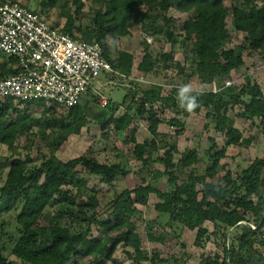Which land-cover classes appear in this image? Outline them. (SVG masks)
<instances>
[{"label": "trees", "instance_id": "16d2710c", "mask_svg": "<svg viewBox=\"0 0 264 264\" xmlns=\"http://www.w3.org/2000/svg\"><path fill=\"white\" fill-rule=\"evenodd\" d=\"M19 1L25 7L37 0ZM226 1L229 7L225 6ZM258 1L38 0L40 11L33 12L47 22L45 16L58 10L64 20L59 29L74 39L97 44L112 67L108 76L124 77L130 87L121 101L112 105L109 102L107 115L92 113L87 99L83 109L78 104L62 108L43 100L0 99V147H5L8 153L0 157V173L7 168L0 184V264H12L7 254L22 264H77L78 260H86L87 264H125L115 257L118 249L127 256L128 264H185L189 252L161 259L157 252L148 254L132 248L140 241L133 227L117 231L139 217L136 205L145 206L152 193L159 199L154 204L156 216L152 221L163 234L155 236L148 232L149 241L161 243L167 232L179 238L184 230L195 231V248L203 249L208 242L221 248V254L200 257L197 264H264V235L257 233L264 225V153L235 172L220 163L227 147L246 148L251 143L242 137L236 122L259 119L264 128V94L257 82L245 74L238 87L225 85V80L244 64L245 55L264 52V0ZM6 3L18 2L0 0V5ZM86 5L93 9L92 17L77 23L78 12ZM171 8L188 15L179 24L169 15ZM227 19L235 34L243 37L233 47ZM133 27L165 39L171 49L161 53L143 40L139 45L142 57L134 66L133 53L110 43L129 36ZM179 40L190 56L186 67L173 58ZM7 58L0 67V79L17 70V60ZM170 68L176 70L174 79L166 77ZM133 69L148 83L132 79ZM193 76L200 84L217 85V92L210 93L208 100L198 96L200 106L192 113L206 109V125L222 133L224 142L219 149L211 145L203 156L194 149H186L174 162L176 143L166 133L160 134L158 126L166 124L176 129L174 137L182 133L180 116L189 112L179 106L177 94ZM164 86L170 89L166 95L162 93ZM14 102L39 104L44 110L38 118H30ZM119 107L124 112L114 116ZM235 107L239 110L229 116ZM60 108L63 112L58 113L56 110ZM168 111H173L174 117H166ZM77 112L81 113V119L73 116ZM137 119L146 120L151 136L142 143L134 138L137 127L130 128ZM88 125L99 126L103 133L109 126L120 132L128 131L126 141L133 145L132 158L141 165L137 171L141 184L108 200L105 219L96 218L95 210L102 200L97 192L88 190L84 176L112 184L124 178L129 170L121 162L98 161L91 152L66 161L55 155L60 142H53L54 137L64 140ZM34 139H40L44 151ZM33 148L38 157L31 152ZM160 148L163 154L157 156ZM155 162L163 165L162 172L154 168ZM78 166L84 169V174L78 172ZM180 167L185 173L182 179L177 174ZM143 171L147 181L141 177ZM163 177L168 184L166 191L157 186ZM214 177L217 183L211 181ZM197 185H201L200 190ZM199 193L201 197L196 199ZM91 225L104 229V233L89 238Z\"/></svg>", "mask_w": 264, "mask_h": 264}, {"label": "rangeland", "instance_id": "374dc122", "mask_svg": "<svg viewBox=\"0 0 264 264\" xmlns=\"http://www.w3.org/2000/svg\"><path fill=\"white\" fill-rule=\"evenodd\" d=\"M259 3L258 0H250V2ZM16 2L20 3L19 0ZM61 2V1H60ZM245 6V4H243ZM87 6V5H86ZM225 6L229 7V3L226 1ZM33 11H40L39 2L30 1L27 6H25ZM95 10V9H94ZM92 8L88 6L78 12V21H86L92 17ZM169 15H171L179 24L186 18L188 13L181 14L178 13L174 8L169 10ZM47 22L52 25L60 28L63 26L64 20L60 17L58 10H51L47 16H45ZM228 29L232 36L231 47L236 46L239 41L243 38L241 35H236L230 25L229 19L226 20ZM80 23V22H79ZM180 29V28H179ZM130 35L126 37H121L117 41V47L119 50H126L128 52L133 53L134 55V66L138 64L142 57L141 47H139L140 42L145 40L147 44L150 45L151 49L159 50L161 53H165L171 49L170 44L163 38L158 36L149 35L148 32L144 30H140L138 27H133L130 31ZM160 38V40H158ZM180 39V38H179ZM180 40L177 42L176 46L173 49V58L176 61H179L185 67L189 65L190 56L186 55L185 50L181 48L179 44ZM114 57V56H113ZM8 58L3 54H0V67H2L3 63ZM244 64L237 70L231 74V77L225 81H228L229 85L233 87H238L243 83V76L245 74H249L254 81L257 82L259 87L261 88L262 93L264 94V52L263 54L253 53L248 56L245 55L243 57ZM106 76H103V75ZM109 73L101 74L93 84V88L82 97V99L78 103V108L83 109L84 100H88V106L91 108L92 113H104L108 114L109 106L111 103L119 102L122 100L125 90L130 87L129 82L124 79V77H119V75H115L114 77H109ZM176 75L175 69H168L166 72V77L168 79H174ZM142 74H139L136 69L132 70L131 78L139 79ZM143 81V80H142ZM175 81V80H174ZM145 82V81H143ZM145 83H148L145 82ZM191 83L193 88L197 92H202V99L208 100L210 93H215L214 91L215 84L212 85H204L200 84L196 77H191L188 81ZM217 85H215L216 88ZM216 90V89H215ZM170 91L168 86H164L162 91L163 95H166ZM100 93L105 97L109 98L110 105L105 108H101L98 102L97 94ZM94 96V97H91ZM94 99V100H93ZM14 105L26 112L30 118H38L44 110V107L39 104H31L24 105L18 104L14 102ZM27 106V107H26ZM239 110L238 107H235L232 112H229V116H232L235 112ZM58 113L63 112V109L56 110ZM124 110L119 107L114 112V116H118L122 114ZM206 109H201L199 113H189L186 116H180L183 120L182 133L177 134L174 137V132L176 129L173 127H169L166 124H160L158 126V132L160 134L166 133L169 135L171 141H175L177 153L174 154V162L180 157V154L183 153L186 149H194L198 151L199 156H203L206 150H209L211 145H215L216 148H221L223 145L224 136L222 133L216 131L213 126H207V120L205 118ZM81 113L77 112L73 116L81 119ZM159 114V113H158ZM161 114H159L160 117ZM166 117H174L173 111H168L165 114ZM162 117V116H161ZM184 117V118H183ZM89 126V125H88ZM137 127L136 132L134 133V138L137 142L142 143L145 140H149L151 136L147 130L148 124L144 119H137L132 122L130 128ZM235 127L239 130L243 138L250 139L251 143L248 147H239V146H229L226 149L225 158L220 160L221 165L225 167L226 170L231 172H235L237 169H242L250 165L256 157L260 156L264 153V128L259 124V119H255L253 122L251 121H243L236 122ZM37 130L38 127L35 126ZM34 129V130H35ZM180 131V130H179ZM128 138V131H117L113 129L112 126H109L105 133L100 130L99 126L89 127L84 126L80 129L78 134H71L67 136L64 140L60 138V136L54 137L53 142H60L59 148L55 151V155L61 159L62 161H66L68 159L76 158L81 155H87L89 152L97 159L98 161L105 162H121L125 169L129 170V173L123 178H118L112 184L103 183L98 177L86 176L87 179V188L88 190L94 191L98 193V198L102 200L99 207L95 210L96 218L105 219L106 218V209H107V201L111 200L112 197L119 194L124 189H132L137 185L141 184L140 175L137 174V171L141 167L140 163L132 158V149L133 145L126 140ZM159 139V138H158ZM34 143L38 144L40 150L42 149V142L40 139H34ZM163 149H159L156 153L157 156H161L163 154ZM23 152V151H20ZM34 156L38 157V151L36 148H33L32 151ZM7 151L5 147H0V157H6ZM154 168L163 171V165L159 162L154 163ZM79 173L84 174V169L81 166L77 167ZM7 168L1 170L0 173V184L2 178L4 179L5 172ZM179 179H182L185 176V173L179 168L177 172ZM141 177L147 181L148 176L146 172L143 171ZM217 177H214L211 181L217 183ZM166 178H161L157 184L160 191H166L167 187ZM197 189H201V185H197ZM201 197V193L196 196V199ZM147 204L136 205L138 209V218L129 223L125 228H118L117 231L124 230L127 227H133L139 235L140 241L133 244V249H138L151 254L153 252H157L161 259H165L170 256L181 257L184 252H189L190 256L188 258H183L185 264H197L200 257L203 256H212L215 253L221 254V248L214 243L208 242L203 249H198L193 246V241L195 237V231H186L181 233L180 237L177 238L174 235L170 234V232L164 234L163 242H151L147 238V233L150 232L155 236L159 233H162L161 228L153 223V219L156 216V212L154 210V204L159 201L156 194H149L147 199ZM140 214V215H139ZM114 223V222H113ZM115 224V223H114ZM208 227L211 229V225L206 223ZM91 234L89 236H97L100 237L104 233V229L97 227L95 225H91ZM261 235H264V225L260 229L259 232ZM163 234V233H162ZM182 244L185 246L183 247ZM264 255V252H262ZM8 260L12 264H22L19 259L14 257L13 255L7 254ZM115 257L117 260L128 264L127 256L122 253L121 249H118ZM86 260H78L77 264H87ZM104 264H110L109 262H105ZM140 264H149L148 262H141Z\"/></svg>", "mask_w": 264, "mask_h": 264}, {"label": "built area", "instance_id": "2783aa9c", "mask_svg": "<svg viewBox=\"0 0 264 264\" xmlns=\"http://www.w3.org/2000/svg\"><path fill=\"white\" fill-rule=\"evenodd\" d=\"M0 53L17 60L16 72L0 79V99L70 108L101 74L113 71L97 44L72 38L19 3L0 5ZM97 97L101 108L110 102Z\"/></svg>", "mask_w": 264, "mask_h": 264}, {"label": "clouds", "instance_id": "9594fccd", "mask_svg": "<svg viewBox=\"0 0 264 264\" xmlns=\"http://www.w3.org/2000/svg\"><path fill=\"white\" fill-rule=\"evenodd\" d=\"M111 45L115 47L117 45V41L115 39L110 41ZM202 95V92H197L191 83L184 84L178 89V101L179 106L189 112L192 113L195 111L200 105L198 103V96Z\"/></svg>", "mask_w": 264, "mask_h": 264}]
</instances>
